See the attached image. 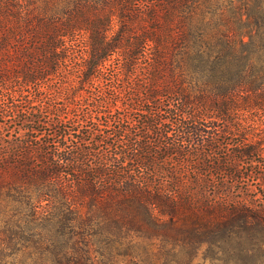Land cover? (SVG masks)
I'll use <instances>...</instances> for the list:
<instances>
[{
    "label": "trees",
    "instance_id": "1",
    "mask_svg": "<svg viewBox=\"0 0 264 264\" xmlns=\"http://www.w3.org/2000/svg\"><path fill=\"white\" fill-rule=\"evenodd\" d=\"M0 224V264L264 252V0H0Z\"/></svg>",
    "mask_w": 264,
    "mask_h": 264
},
{
    "label": "rangeland",
    "instance_id": "2",
    "mask_svg": "<svg viewBox=\"0 0 264 264\" xmlns=\"http://www.w3.org/2000/svg\"><path fill=\"white\" fill-rule=\"evenodd\" d=\"M259 66H261L259 64ZM95 84H98V81H94V83L92 84V86ZM3 225L0 224V232L4 231L3 230ZM21 227H25L24 225H21ZM19 230L20 229H17L16 226L15 227H12V233L14 236H20L19 235ZM94 237H99V236H94ZM90 244H92V237H91V242ZM112 250H110L109 253L113 254L114 256L117 255L118 252L116 248H111ZM124 248H121L120 250H122ZM199 252L197 253V255L194 257L193 256V261H192V264H264V252L263 251H256L254 254L252 255H248V256H241V257H237L235 254H228L229 252H225V255L222 254V258L220 262L218 263H212L210 260H209V257L211 256L210 252H212L214 255L216 253V249H213V248H208L207 246L205 245H202L201 248H199ZM109 248L107 247L105 249L106 252H108ZM205 252H209V253H206L207 256H205ZM28 253V252H27ZM26 253V254H27ZM90 258L92 259V246L90 248ZM153 253H156V250L153 249ZM119 254V253H118ZM14 261L16 262L17 261V264H20L19 262L22 260V261H27V256L25 257L23 254L21 255V253H18L14 256ZM121 257V256H119ZM216 257H219V254H217ZM237 257V258H236ZM117 260H116V264H119L121 262V259H118V257L116 256ZM151 260H147L146 264H156L155 260L150 258ZM233 259H238V261L234 262ZM124 261V260H123ZM225 261V263H224ZM122 264V263H120ZM159 264V263H157Z\"/></svg>",
    "mask_w": 264,
    "mask_h": 264
}]
</instances>
